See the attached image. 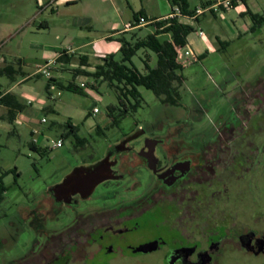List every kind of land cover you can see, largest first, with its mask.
Returning <instances> with one entry per match:
<instances>
[{
	"label": "flooded vegetation",
	"instance_id": "obj_1",
	"mask_svg": "<svg viewBox=\"0 0 264 264\" xmlns=\"http://www.w3.org/2000/svg\"><path fill=\"white\" fill-rule=\"evenodd\" d=\"M260 85L246 88L230 117L207 106L206 128L181 125L183 111L173 110L162 133L147 124L110 144L116 178L69 202H58L51 186L21 207L10 238L0 237L1 250L13 246L2 264H113L157 253L164 264H264ZM147 244L154 248L139 250Z\"/></svg>",
	"mask_w": 264,
	"mask_h": 264
},
{
	"label": "rangeland",
	"instance_id": "obj_2",
	"mask_svg": "<svg viewBox=\"0 0 264 264\" xmlns=\"http://www.w3.org/2000/svg\"><path fill=\"white\" fill-rule=\"evenodd\" d=\"M30 1L0 0L1 19L5 22H11V20L12 23L17 22L20 20L18 13L26 11L28 6L32 10L37 9L35 5L30 4ZM189 2L190 9L196 10L197 7L204 9L203 4L206 5L207 2L208 6L215 0H190ZM259 2L264 5V0H259ZM263 13L261 11V14ZM226 16L227 20L215 18L208 10L205 15L201 16L200 25L189 21L194 30L198 28L203 30L218 48L221 47L216 35L229 42V45L225 49L210 54L207 60L191 63L192 56H184L181 59L189 63H186L187 66L183 72L186 82L181 89V106L178 108L163 106L152 91L139 87L143 97V106L137 111H130L118 126L107 128L106 136H98L95 133L96 127L108 119V106L117 105L118 96L115 90L108 86V83L83 75L77 80L78 84L82 80L85 81L82 94L64 91L59 100L55 102L58 113L40 112L35 117L38 119L34 123L37 128L46 130L51 124L53 127V130L48 133L49 139L44 142L42 140L40 143L41 147L47 148V151L35 152L30 148L32 137L29 128L24 124H12L3 119L1 116L4 110L0 106V180L7 187L4 198L0 202V237L10 238L13 218L21 207H31L39 203L46 191L61 182L76 166L82 165L83 162L90 163L98 160L110 144L135 132L138 127L147 124L159 125L164 128L161 129L162 133L169 124H174L172 118L167 116L168 112L175 110L173 115L179 116L178 112L182 110L184 117L181 119V125L196 122L197 126L206 128L207 106L211 108L209 112L214 113L213 116L218 109L224 107L227 111L226 116L230 117L234 114L233 109L242 104L241 95L246 88L258 83L263 86L260 88H264V26L252 33L245 32L241 27L242 17L234 11ZM230 20L237 21L235 34L228 28L227 22L231 23ZM153 29L152 26L145 27L138 33L144 38ZM44 35L50 37L52 33ZM164 39L160 38L161 41ZM23 51L26 52L27 48ZM150 54L152 55L151 66L154 67L157 64V57L153 53ZM143 58L147 59L144 51H140L133 58L135 65L141 71L144 69ZM37 66L39 65L30 63L25 65V70L28 73L34 72ZM70 74L73 76L74 70H71ZM47 82L46 76L39 75L29 81V84L35 85L38 91L45 94ZM9 83L7 76H0L1 88L5 89ZM236 87L239 88L238 91L234 90ZM54 93L57 95V92ZM95 108L99 110V113L94 114ZM197 109L202 112H198ZM42 117L48 120L47 123H40ZM70 121L79 126V135L88 140L86 147L78 151H75L72 146L73 137L67 139L62 137V134L67 131L66 123ZM107 123L108 120L101 126H106ZM58 138L63 139L64 146L52 149L51 140ZM6 172L10 173L5 174ZM152 235L148 234L149 237ZM6 247L5 250H1L0 244L1 264L4 260H10L13 257V246L10 240ZM113 264H164V262L163 254L157 253L139 259L130 258L125 262L114 260ZM225 264L235 263L228 260Z\"/></svg>",
	"mask_w": 264,
	"mask_h": 264
},
{
	"label": "crops",
	"instance_id": "obj_3",
	"mask_svg": "<svg viewBox=\"0 0 264 264\" xmlns=\"http://www.w3.org/2000/svg\"><path fill=\"white\" fill-rule=\"evenodd\" d=\"M224 1L226 0H215L208 6L206 2V5L203 4L204 9L197 7L194 16L182 15L180 8L173 6L170 0H31L30 4L35 5L37 9L32 10L27 5V10L17 15L20 16V20L14 23L12 20L3 21L0 13V76H7L10 81L5 89L1 88L0 84V106L4 110L1 117L12 124L26 125L32 137L30 143L41 146L42 140L44 142L49 139L48 133L53 127L51 124L46 130L37 128L34 123L38 119L35 117L40 112L58 113L55 102L64 91L68 90L62 89L57 82H61L64 86L71 81L77 86L85 83L82 80L78 84L77 81L83 75L75 76V71L73 76L70 74L71 70L78 68V64L59 63V58L65 55L75 59L87 57L91 67L83 69L93 73L96 66L101 63V58L110 54H119L122 46L119 37H124L128 41L143 38L138 31L149 26L154 27L149 35H155L154 23L157 21L178 17L181 23L193 28L189 21L200 25L201 16L208 10L212 12L213 17L223 20H227L226 15L234 11L243 18L241 27L242 31L246 32L252 24L248 13L264 12V5L259 0H243L241 4L235 3V7L231 9L221 5ZM139 13H142L145 23L137 25L135 16ZM230 21L231 23L227 22L228 28L235 34L237 21ZM200 31L203 30L200 28L193 30L188 35L187 45L184 47L185 51L190 50L194 53L195 57L191 63L200 62L199 57L204 54L206 57L203 60H207L210 54L219 49L204 31V36L200 35ZM49 32L52 33L50 37L44 35ZM161 37L165 38L163 41L172 40L171 34L158 36L159 39ZM216 37L217 41H225L218 35ZM24 48H27L26 52L23 51ZM30 63L39 66L34 72L28 73L25 65ZM180 63L187 66L186 63L189 62ZM43 71L48 72L49 75L44 74ZM39 75L48 78L45 94L38 91L35 85L29 84V81ZM53 79L57 82L52 81ZM52 86L54 89L51 88ZM92 88L95 89L93 85ZM54 92H57V95ZM7 95H11V98L2 102ZM15 101L23 104V109H15ZM10 111L16 112L12 121L9 118ZM107 120L105 119L104 122ZM34 130L38 133H34Z\"/></svg>",
	"mask_w": 264,
	"mask_h": 264
},
{
	"label": "trees",
	"instance_id": "obj_4",
	"mask_svg": "<svg viewBox=\"0 0 264 264\" xmlns=\"http://www.w3.org/2000/svg\"><path fill=\"white\" fill-rule=\"evenodd\" d=\"M173 6H177L181 10L182 15L194 16L196 10L190 9L189 0H170ZM252 24L249 33L255 32L264 26V14H256L249 12ZM143 17L142 13L136 14L135 23ZM156 26L155 35H148L144 38H138L134 41H128L124 37L118 40L122 46L119 54H110L100 59L101 63L96 66L95 72L90 73L86 69L91 67L87 57L63 56L58 62H66L68 65L72 63L78 64V68L74 69L75 76L85 75L95 80H102L108 83V86L115 90L118 96V104L108 106V123L106 126L98 125L95 133L98 136H106L105 130L109 127L118 126L119 122L127 116L130 111H137L143 106L142 93L139 87H144L154 93L158 101L163 106L178 107L181 105V89L183 88L186 77L183 74L186 66L178 61L177 48L187 45V37L194 30L191 26L183 24L178 17L163 19L154 23ZM161 34H171V41H161L158 36ZM221 48L225 49L229 42L218 40ZM144 51L147 59L143 58L144 69L141 71L134 63L133 58L140 52ZM149 53V54H148ZM153 53L157 57L156 66H151ZM208 56V55H207ZM206 55H201L199 61H202ZM52 81L57 82L53 79ZM62 89L82 94L83 88L77 86L73 81L67 86L57 82ZM11 98L7 95L2 99L6 102ZM24 105L15 101L14 108L23 109ZM14 111L9 112V118L12 121L15 116ZM66 132L62 134L64 139L73 137L72 146L75 151L85 148L88 140L79 135V126L73 125L71 122L66 123ZM30 148L35 152H45L47 148L36 146L31 143ZM12 172V171H10ZM10 172H6L8 174ZM7 187L0 180V202L4 198Z\"/></svg>",
	"mask_w": 264,
	"mask_h": 264
},
{
	"label": "water",
	"instance_id": "obj_5",
	"mask_svg": "<svg viewBox=\"0 0 264 264\" xmlns=\"http://www.w3.org/2000/svg\"><path fill=\"white\" fill-rule=\"evenodd\" d=\"M136 132L137 130L126 137L132 138L136 136ZM126 137H122L121 141ZM122 143L124 142L122 141L116 146L119 147ZM115 165L116 161H112L110 151H107L102 159L94 163L76 166L61 182L53 186L54 197L58 202H69L75 195L82 197L91 195L100 184L116 178V172L113 169ZM152 248H154V244H147L139 250L146 252Z\"/></svg>",
	"mask_w": 264,
	"mask_h": 264
},
{
	"label": "built area",
	"instance_id": "obj_6",
	"mask_svg": "<svg viewBox=\"0 0 264 264\" xmlns=\"http://www.w3.org/2000/svg\"><path fill=\"white\" fill-rule=\"evenodd\" d=\"M243 0H226L224 1L223 3H221V5H223L225 8H228V9H231V8H234L235 7V3H238V4H241ZM145 23V20L144 18H141L139 20V22L137 23V25H140V24H144ZM200 35L204 36V32L203 31H200L199 32ZM177 53H178V61L181 62V59L185 56H192V57H195L194 56V53L190 50H186L184 51V47H181V48H177ZM44 74H47L49 75L48 72L46 71H43ZM80 87L81 88H85V84L84 83H81L80 84ZM52 89H54V86L51 87ZM99 113V110L97 108L94 109V114H97ZM47 120L44 118L42 119L41 123H46ZM34 133H37L36 130L33 131ZM64 144L63 140L62 139H58V140H51V148L52 149H57V148H60L62 147Z\"/></svg>",
	"mask_w": 264,
	"mask_h": 264
}]
</instances>
